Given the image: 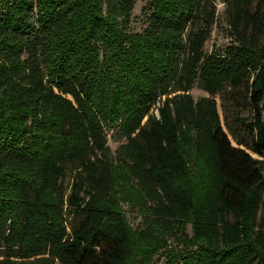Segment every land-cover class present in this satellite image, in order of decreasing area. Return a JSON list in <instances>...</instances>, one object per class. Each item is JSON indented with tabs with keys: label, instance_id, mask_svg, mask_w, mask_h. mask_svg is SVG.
<instances>
[{
	"label": "trees",
	"instance_id": "obj_1",
	"mask_svg": "<svg viewBox=\"0 0 264 264\" xmlns=\"http://www.w3.org/2000/svg\"><path fill=\"white\" fill-rule=\"evenodd\" d=\"M136 1L0 0V264H264V0Z\"/></svg>",
	"mask_w": 264,
	"mask_h": 264
},
{
	"label": "rangeland",
	"instance_id": "obj_2",
	"mask_svg": "<svg viewBox=\"0 0 264 264\" xmlns=\"http://www.w3.org/2000/svg\"><path fill=\"white\" fill-rule=\"evenodd\" d=\"M146 2L147 0L136 1L130 16V23H129L130 30L140 31L144 28L145 23L143 20L142 8L146 5ZM215 4H216V21L212 26L210 37L204 45V50L207 53L212 52L213 50H223L228 45V43H230L232 39L231 26L228 23V20L225 15V5L220 0H216ZM223 92L225 93V97H226V101L224 102V105L226 106L228 112V123L234 128L235 133L236 135H238L239 138L245 141H250L251 139L250 132L244 130L239 125H236L233 117L234 112L238 111L241 117H245L247 119L251 118L252 110L250 105L248 104V99L245 89L241 87L239 89L233 90L227 87L226 90ZM190 94L195 99H197L200 96L208 95V93L198 85H195L190 90ZM220 96H221L220 93L214 95L220 122L223 126L224 131L227 133L231 143L237 146L238 144L236 143V140L232 137V135L230 134L229 130L226 127L223 102L221 101ZM153 111L157 114L156 108H153ZM113 135L114 133L112 132V130H110L107 133V137H108L107 142L108 145L111 147V149L114 150L120 141L115 140ZM239 146L245 148L252 156L259 157L257 154L253 153L250 149L246 148L245 146L243 145H239ZM73 176H74V172L72 170H68L64 179L65 185H68L71 182ZM125 210L129 221L134 226L140 223V217L134 211L129 210L127 207H125ZM152 264H166L165 256L160 253L157 254Z\"/></svg>",
	"mask_w": 264,
	"mask_h": 264
}]
</instances>
